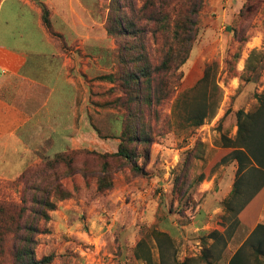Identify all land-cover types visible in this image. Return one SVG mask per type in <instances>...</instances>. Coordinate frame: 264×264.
Here are the masks:
<instances>
[{
	"label": "rangeland",
	"instance_id": "1",
	"mask_svg": "<svg viewBox=\"0 0 264 264\" xmlns=\"http://www.w3.org/2000/svg\"><path fill=\"white\" fill-rule=\"evenodd\" d=\"M142 1L121 0L123 11L131 16L134 9L141 7ZM244 1L205 0L198 16V32L188 62L182 68V80L157 108L159 122L152 119V123H156L155 130L160 132L153 138L149 161L146 165L140 164L141 175L124 167L115 169L111 171L113 188L101 194L96 192L93 180H89L86 188L79 176H73L74 186L69 180H64L66 189L73 192L72 197L62 201L51 198L56 204V210L48 212L49 220H40L37 223L39 231L35 237V252L38 258L51 255L52 264H147L144 260L134 258L133 247L147 234L151 236V230L154 229L169 234L173 237V242L164 240L155 245L151 249V264L182 263L185 258L191 259L190 264H208L201 257L211 242L203 246L199 239L213 230H218L221 238L211 245L207 257L210 264H228L250 232L244 223L232 225V218L225 213L222 204V199L228 193V186L234 179L235 171L232 167L236 168L235 163L227 166V170L218 167L212 178L199 187H193L198 199L201 197L193 208L186 201L175 206L170 190L178 173L175 167L182 162L184 153L195 140L206 144V160H212L220 150L218 120L223 117L222 130L228 129L229 135L233 136L236 132V110L247 111L254 102V96L264 89V64L254 76L253 82L243 84L241 89L237 78L228 79L225 68V61L231 59L239 46L233 30L239 28L238 12ZM253 2H257L259 7L244 28V35H250V38L243 45L237 64L238 71L242 69L248 52L261 48L264 42V0ZM107 3L108 0H98L88 5L92 20L81 27L85 29L82 34L87 35V38L66 40L71 49L65 55L71 60L68 73L75 83H82L87 88L89 120L98 128L92 129L89 126L87 138L94 136L98 139L99 145L96 148L101 149L103 145L105 149L114 150L115 143L111 139L104 140V137H112L120 128V121L116 119L118 114L97 110L92 105L98 95H102L112 86L106 84L108 82L102 78L116 72L114 58L117 46L114 39L106 35L104 27ZM163 47V41L159 38L154 43L146 38V48L152 62L160 57ZM211 63L218 65L215 80L221 90L215 117L195 131L178 129L172 115L175 94L194 84L201 76L204 65ZM179 71L180 69L175 73L177 77H180ZM202 92V89L194 92L197 103L201 101ZM54 152L55 149L52 155L41 157L31 167L52 158L61 150L57 149L56 154ZM35 184L40 185L38 188L44 187L43 183L35 181H30L26 188L18 181L0 182L2 202L31 211L29 214L25 213L22 221L26 216L29 221L34 215L33 211H38L33 204L37 196L32 189ZM260 195L262 196H258L257 200V209L260 210L256 223H264V188ZM251 205L250 203L248 208ZM169 209L175 214L170 213ZM249 211L239 213L240 217L247 219ZM33 217L38 218L37 215ZM8 253L4 251L0 255V264H12L11 255Z\"/></svg>",
	"mask_w": 264,
	"mask_h": 264
},
{
	"label": "trees",
	"instance_id": "2",
	"mask_svg": "<svg viewBox=\"0 0 264 264\" xmlns=\"http://www.w3.org/2000/svg\"><path fill=\"white\" fill-rule=\"evenodd\" d=\"M204 4L205 0H143L138 9L130 8L133 10L130 16L123 11L121 0H108L104 27L106 35L113 38L117 46L114 58L116 72L102 78L112 86L98 95L92 105L97 110L118 114L116 119L120 121V128L112 137H104V140L111 139L116 148L105 149L102 145L103 148L99 149L94 145L89 149L81 145L24 169L14 182L22 183L24 188L28 187L30 181L43 183L44 186L38 188L40 185L35 184L32 188L37 195L33 204L38 208V211H33V216L37 215L38 218L32 216L27 221L26 216L22 221L25 213L31 211L0 200V255L4 251L9 252L12 264H52L51 255L40 258L36 256L37 223L49 220L48 212L56 210V204L51 198L62 201L72 197L73 192L66 189L64 180H69L74 186L72 178L79 176L85 188L89 180H93L96 192L101 194L113 188L111 171L115 169L124 167L141 175L140 164L146 165L149 161L150 147L159 131L155 130L159 122L157 108L182 80V68L188 62L198 32V16ZM37 6L49 40L59 53L65 54L71 49L66 38L53 29L47 7L42 3H37ZM258 7L253 0L242 3L238 12V25L241 29L233 30L239 46L231 59L225 61L228 79L237 78L240 89L243 84L253 82L254 76L264 64L263 42L261 48L248 52L242 69L237 70L243 45L250 38V35H244V28L257 13ZM146 38L153 43L159 38L164 44L160 57L153 62L147 52ZM178 69L180 77L175 75ZM217 70L216 63L205 64L201 76L194 84L175 94L172 115L178 129L195 131L215 117L221 96L215 80ZM197 89L203 90L199 103L194 99ZM222 118L217 123L220 150L207 162L206 144L195 140L184 153L182 162L175 167L178 173L172 181L170 196L175 206L186 201L193 208L201 198L198 199L193 187H199L212 178L218 167L235 163L231 189L222 199V204L225 213L232 218V225L244 223L250 232L228 264H264V224L256 223L260 210L257 209V200L258 196H262L260 194L264 188V89L254 96V102L247 111L236 110V132L233 136L229 135L228 129L222 130ZM245 210L249 213L244 220L239 213ZM169 212L175 214L170 209ZM219 238L220 232L213 230L199 239L203 246L211 242L201 257L208 264L209 248ZM164 240L173 242V237L165 232L151 230V236L147 234L133 247L134 258L151 264V249ZM190 260L185 258L182 263L176 264H190Z\"/></svg>",
	"mask_w": 264,
	"mask_h": 264
},
{
	"label": "crops",
	"instance_id": "3",
	"mask_svg": "<svg viewBox=\"0 0 264 264\" xmlns=\"http://www.w3.org/2000/svg\"><path fill=\"white\" fill-rule=\"evenodd\" d=\"M97 1L0 0V182L13 181L23 170L12 169H26L54 149L99 145L87 138L89 126L96 128L87 88L68 73L71 60L49 40L37 6L44 4L53 29L73 41L87 38L81 27L92 20L88 5Z\"/></svg>",
	"mask_w": 264,
	"mask_h": 264
}]
</instances>
